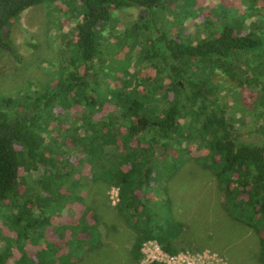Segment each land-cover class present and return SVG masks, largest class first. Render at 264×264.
<instances>
[{
  "label": "trees",
  "instance_id": "obj_1",
  "mask_svg": "<svg viewBox=\"0 0 264 264\" xmlns=\"http://www.w3.org/2000/svg\"><path fill=\"white\" fill-rule=\"evenodd\" d=\"M56 1L0 0V51L15 53L7 27L23 11ZM176 1L75 0L80 22L73 54L57 82L1 99L0 264H77L98 249V227L82 203V193L95 182L117 190L116 212L134 232L127 264L140 263L147 242L169 255L184 251L179 245L183 224L174 219L164 191L188 159L192 142L205 150L195 160L213 175L228 216L257 235L264 264V0H242L236 20L223 8L219 29L203 30L198 41L181 33L148 32L145 48L134 58L135 48H129L122 71L149 65L154 69L150 84L132 73L118 86L100 84L106 60L99 30L111 12L148 13ZM140 22L130 29L134 37L144 28ZM216 73L249 90L259 144L235 133L218 97L220 90L233 96L236 90L214 80ZM105 103L113 108L101 115ZM68 143L74 156L61 159L56 149ZM70 205L79 206L73 222L56 224ZM4 227L13 235L4 234Z\"/></svg>",
  "mask_w": 264,
  "mask_h": 264
},
{
  "label": "rangeland",
  "instance_id": "obj_2",
  "mask_svg": "<svg viewBox=\"0 0 264 264\" xmlns=\"http://www.w3.org/2000/svg\"><path fill=\"white\" fill-rule=\"evenodd\" d=\"M68 1L70 6L58 0L52 6L42 4L28 8L7 27L15 53L0 51V101L18 98L19 94L26 95L28 89L42 91L57 82L59 70L68 65L67 59L73 54L75 27L80 22L78 5L75 0ZM223 8L233 20L240 19L242 0H177L153 8L148 13L132 8L112 11L110 20L99 30L100 48L106 60L99 69L100 84L118 86L119 79L132 73L149 85L154 76V69L149 65L139 63L137 66L130 65L127 74L122 71V59L130 56L129 48H135L132 54L134 58L139 48H145L143 38L148 36V32L156 37L162 33L167 37L181 33L183 39L198 41L204 37L205 30L219 29L218 17ZM135 22H140L144 28L134 37L130 29ZM86 73L90 75L89 71ZM213 78L236 90L235 96L220 90L218 97L226 114L233 118L235 133L246 141L259 144L261 136L256 132L258 124L248 109L249 90L241 91L234 82L219 73ZM112 108L110 103H105L101 115L109 113ZM57 113L63 116L61 110L57 109ZM75 113L72 109L70 114L73 117ZM57 141H60L59 138ZM56 153L61 159L74 156L70 143L56 149ZM158 153L162 154V151ZM203 154L205 150L197 142H192L188 159L168 181L164 191L170 200L174 219L183 224L179 239L180 247L185 249L182 252L201 256L203 264H261L257 235L228 216L223 205V193L218 189L213 175L195 160ZM116 194L115 188L103 182L91 184L82 193V203L91 210L90 219L98 227L101 246L87 253L77 264L129 262L134 232L116 212ZM156 197L159 198L158 194ZM78 207L70 205L59 215L56 224L73 222L72 214ZM3 232L13 235L5 227ZM48 238L58 240L56 235L50 233ZM27 249L31 250L29 247ZM154 252L155 244H147L140 264L160 262L155 259L157 255ZM14 253L18 254L16 250Z\"/></svg>",
  "mask_w": 264,
  "mask_h": 264
},
{
  "label": "built area",
  "instance_id": "obj_3",
  "mask_svg": "<svg viewBox=\"0 0 264 264\" xmlns=\"http://www.w3.org/2000/svg\"><path fill=\"white\" fill-rule=\"evenodd\" d=\"M116 192H117V190H116ZM116 200H117V194H116ZM149 243H152V242H147L142 247L143 256H144V247ZM153 243L155 244V252L154 253H155V255H157L155 257V259L160 261V262H155V263H161V264H203V260H201V256H199V255H197V256L192 255L191 256L188 253H183L182 251L176 255H169V254L162 252L161 249L159 248V246L155 242H153ZM140 263H141V261H140Z\"/></svg>",
  "mask_w": 264,
  "mask_h": 264
}]
</instances>
